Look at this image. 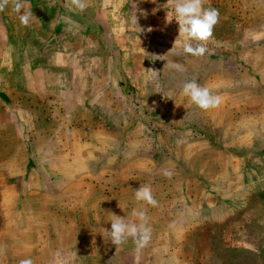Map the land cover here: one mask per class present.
Returning a JSON list of instances; mask_svg holds the SVG:
<instances>
[{
    "label": "rangeland",
    "instance_id": "rangeland-1",
    "mask_svg": "<svg viewBox=\"0 0 264 264\" xmlns=\"http://www.w3.org/2000/svg\"><path fill=\"white\" fill-rule=\"evenodd\" d=\"M143 1L152 30L144 36L131 35L133 53L127 61L139 69L127 68L125 73L128 100H135L114 104L113 114L107 108L96 111L97 120L115 133L117 143L99 145L98 150L87 148L83 153L86 162H100L93 173L114 172L120 204L149 208V244L137 250L130 238L120 249L134 250L142 257L151 253L160 258L175 256L180 258L176 264H264V0H205L204 6L218 9L220 16L202 57L183 52L172 0ZM118 4L122 10L124 0ZM131 22L136 29L135 18ZM17 34L0 42V190L11 178L5 162H37V170L45 177L50 163L71 156L65 149L67 136L54 134L66 123L56 118L54 125H47L41 113L42 109L46 113V104L39 96L25 95L21 65L31 40L26 38L22 45ZM119 42L122 46L123 41ZM190 80L211 88L221 97V104L208 110L194 105L182 92ZM17 93L23 98L16 102ZM86 136L77 135L76 130L70 134L76 142L88 141ZM132 139L138 145L128 151L126 144ZM166 170L170 177L164 175ZM90 173H82L88 194L83 203L88 207L103 189ZM144 185L151 187L157 206L135 199L134 190ZM34 191L33 198L32 194L26 197L28 207L24 206L21 216H8L11 226L18 225L16 217L22 222L35 217L40 224L81 221L86 264H95L96 257L107 253L109 248L102 244L108 240L104 229L111 228L112 215L80 214L79 221L74 207L71 213L62 214L57 206L67 200L60 193H53L55 199L50 200L58 212L45 214L48 205L41 208L44 199L36 195L38 189ZM129 215L123 211L117 216L125 221L136 218ZM2 217L0 213V225ZM21 226L10 227L6 234L12 243L6 248L12 255L17 250L15 236L31 234Z\"/></svg>",
    "mask_w": 264,
    "mask_h": 264
},
{
    "label": "crops",
    "instance_id": "crops-1",
    "mask_svg": "<svg viewBox=\"0 0 264 264\" xmlns=\"http://www.w3.org/2000/svg\"><path fill=\"white\" fill-rule=\"evenodd\" d=\"M86 2L87 8L79 12L72 8L70 0H28V6L34 17L27 27L21 25L18 14L13 12L10 6L0 12V42L14 38L12 35L15 33H18L16 38L22 45L26 44V42L23 43V40H27L26 38L31 40L30 48L28 50L25 48L21 65V81L26 91L25 95L31 99L35 95L39 96L41 102L46 104V113L43 109L41 113L44 119L48 120L47 125H54L56 118L62 119L63 124L66 123L54 134L67 136L65 149L71 153L68 160L64 157L62 162H48L47 166L50 164L45 177L41 176L43 173L37 170L39 166L37 162L4 163V169L11 178H7L10 182H3L5 189L0 190V213L3 215L0 225V236L2 233L0 264L19 262L26 258H31L34 264L57 262L86 264L87 260L84 261L86 253L81 250L85 247L80 234L83 224L80 223V214L118 215L124 211L130 214L129 216H135L133 213L136 210L149 211L146 205L136 207L128 203L120 204L119 189L114 182L116 176L111 174L114 172L93 173L98 169L100 162H86L83 153L87 148L98 150L99 145L103 147L105 143H117L115 133L111 132L106 124L97 120L99 116L96 111H106L107 108L110 114H113L116 110H113L114 104L120 101L134 102L133 97L128 100L125 82L128 81V76L125 73L127 68L131 71L138 70L139 65L128 62L130 53H133L129 40L131 35L139 37L140 33L143 36L148 34L150 16L145 10L143 0H124L122 10L118 9V0H86ZM135 16L137 26L142 32L138 33L139 28L133 27L131 21ZM15 26L17 29L12 32ZM119 41H123L122 46ZM9 56L11 54L6 56V60ZM123 58L128 61L124 63ZM16 98L23 97L17 93L14 97L17 102ZM69 109H73L71 115L67 112ZM70 123L73 124L70 125ZM75 130L77 135H88L86 136L88 141L76 142L74 137H70L71 132ZM136 141V139L128 141L126 149L128 151L135 149L138 145ZM11 165H14L16 169L10 168ZM89 170L92 179L95 178V181L103 187L94 195L95 204L91 207L83 203L88 194L85 189L86 181L82 176ZM81 184L82 188H80ZM34 188L38 189L36 194L38 198L44 199L41 208L44 204L48 205L45 206V214L58 212L54 211L56 206H52L54 204L50 203V200L55 199L53 193H60L59 196L67 200L66 203H59L60 206H57L61 209L62 212H60L69 214L71 207H74L76 210L73 214L78 216L77 219L80 222L76 223L74 220L72 223L71 220H67L57 224L48 222L40 224L34 219L35 217L31 219V222H22L19 217H16L15 223L18 225L11 226L13 221L8 216L19 214L21 216L26 211L24 206L28 207V195L32 194V198L35 196ZM104 189L107 190L104 191ZM122 190L125 188L122 187ZM39 212L36 211V215L42 214ZM125 222L138 221L135 218L127 219ZM27 223L31 226H25ZM21 224L22 231L25 232L29 228L28 232L31 234L30 237L21 236L22 233L15 236L16 256L8 252V244L12 245V243H8L6 234L10 227L19 229ZM42 229H45V232ZM100 229L103 227L101 226ZM52 230L55 231V235L51 234ZM56 232H62V234L57 235ZM102 245L109 249L106 254L101 253L100 257H96L95 264H119V262L122 264L137 262L176 264L180 262V258L171 255L160 258L158 254L153 253L147 257L136 256L134 250L126 253L127 251L120 249L125 244L113 245L110 240H106ZM120 251L121 255H119ZM17 257L20 258L17 259Z\"/></svg>",
    "mask_w": 264,
    "mask_h": 264
},
{
    "label": "clouds",
    "instance_id": "clouds-1",
    "mask_svg": "<svg viewBox=\"0 0 264 264\" xmlns=\"http://www.w3.org/2000/svg\"><path fill=\"white\" fill-rule=\"evenodd\" d=\"M155 3V0H152ZM176 21L179 25V35L183 37L182 50L194 57H202L207 52L206 43L212 38L215 25L219 22V10L213 7H205V0H172ZM74 10L83 12L88 4L86 0H70ZM11 7L18 14L21 25H30L34 14L28 6V0H0V12ZM135 8V5H134ZM135 23L137 26L136 16ZM138 27V26H137ZM139 28V27H138ZM152 29L149 28L148 31ZM142 30L139 28V32ZM196 42L195 46L193 42ZM183 95L203 110L216 108L221 104V97L213 93L207 86H201L195 80L186 81L182 88ZM165 176H171V172L165 171ZM135 199L143 201L153 207L157 206L152 189L149 185L140 186L134 190ZM138 222L127 223L124 217L111 214V228L104 229L105 237L113 245H123L129 238L134 242L136 249L145 248L151 240V228L148 226V216L144 210H136L133 213ZM19 264H34L31 258L22 259Z\"/></svg>",
    "mask_w": 264,
    "mask_h": 264
}]
</instances>
